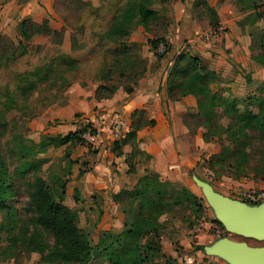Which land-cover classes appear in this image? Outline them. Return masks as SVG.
Listing matches in <instances>:
<instances>
[{"label":"rangeland","instance_id":"1","mask_svg":"<svg viewBox=\"0 0 264 264\" xmlns=\"http://www.w3.org/2000/svg\"><path fill=\"white\" fill-rule=\"evenodd\" d=\"M103 2L114 7L112 13L79 0H73L68 9L57 2V15L44 20L49 26L53 23L55 27H50L58 34L34 38L26 54L1 63L0 193L5 196L6 205L0 206V264H113L110 257L114 252L119 255L123 252L126 260L131 256L139 264H143L140 261L143 256L148 259L146 264H182L183 257L189 255L205 264H230L223 258L207 255L204 247L221 240L264 247V241L229 231L197 184V181L208 183L221 196L237 201L248 192L264 191V82L253 83L251 73L236 67L228 75L222 70L216 72L208 100L212 105L205 113L199 111L198 119L191 120L194 132L207 134L208 139L203 138L200 160L186 180L162 179L170 184L158 187L157 193H152L146 202L133 199V204L127 207L117 203L116 212L105 210V204L90 210L80 201L77 184L83 172L75 174V162L70 158L73 147L59 148V139L52 140L47 135L34 141L31 122L67 102L69 83L116 85L118 90L130 94L139 84L132 82L130 73H142L146 60L153 56L160 58L158 66L167 58L158 57L154 45L160 40L167 41L173 14L181 6L173 0ZM211 2L199 0L198 6ZM259 2L264 13V0ZM241 3L249 6L250 1ZM0 4H7L6 10L0 9L2 44L18 45L19 25L26 18L21 17V9L11 0H0ZM135 4L146 5L160 14L150 29L138 23L131 26L130 42L140 45L143 65L125 57L122 48L107 37L115 21ZM199 24L205 27L204 23ZM253 31L252 53L263 60L260 55L264 56V24L260 23ZM211 38L208 29L197 34V40L205 44ZM175 47L178 48L176 43ZM182 48H178L180 53H188ZM72 60L76 61L75 66L71 65ZM91 114L88 118L82 115L76 118L82 122ZM85 141L90 145L87 151L96 153L91 142ZM109 141L116 147V140ZM39 179L46 181L57 202L76 213L78 226L90 246L85 262L50 258L61 243L36 225L34 194ZM143 216L156 220L159 238L124 235ZM32 238L41 242L42 251L33 248Z\"/></svg>","mask_w":264,"mask_h":264},{"label":"crops","instance_id":"2","mask_svg":"<svg viewBox=\"0 0 264 264\" xmlns=\"http://www.w3.org/2000/svg\"><path fill=\"white\" fill-rule=\"evenodd\" d=\"M11 1L21 9L22 18L30 17L35 22H41L50 15L56 16L57 2L59 5L65 4L67 9L73 2L29 0L26 4L19 5L17 0ZM79 1L85 5L92 4L100 11L110 14L114 7L103 1L124 0ZM173 1L182 8L173 14L171 31L169 35L166 34L167 41L173 45L172 51L160 66L157 57L151 54L153 57L149 61L146 60L145 75L133 93L117 90L113 98L98 102L95 99L98 84L89 81L87 85L75 83L66 91L67 102L64 105L54 106L31 122L34 141L42 135L59 138L77 132L82 122L76 117L82 115L88 118L93 110L119 115L125 119L129 129L122 138L130 133L133 114L136 111H146L147 117L156 122L153 127L139 130L130 143L122 145L120 154L116 147H112L113 142L109 141L115 140L105 135L97 137L91 143L96 153L88 152L87 149L90 148L73 142L59 146L64 149L73 147L70 158L75 162V174L83 172L77 187L81 194L80 201L87 209L97 210L98 205L105 204V210L116 212L119 205L114 202L113 195L124 190H134L148 173L178 182L186 180L199 162V148L204 147L203 134L200 131L195 133L191 126L192 118L198 119L197 99L188 95L178 101H171L166 92L168 74L181 51L178 48L183 47L192 56L198 57L211 71L222 70L228 75L235 71L236 67L240 71L251 73L253 83L264 82V66L252 58L253 30L260 26V23L264 24L260 2L256 11L252 8V0H249V6L243 5L242 0H212L209 6L215 9L220 19V25L213 28L207 18L198 14L199 0ZM103 3L106 6L103 7ZM2 7L6 10L7 4H0V9ZM2 13L1 11L0 14ZM258 14L261 16H257ZM158 15L160 17V14ZM199 23H204L205 27H201ZM50 26L53 27V23H50ZM207 29L212 38L205 44L197 40V34ZM47 150L50 152V148ZM215 243L216 241L211 245Z\"/></svg>","mask_w":264,"mask_h":264},{"label":"trees","instance_id":"3","mask_svg":"<svg viewBox=\"0 0 264 264\" xmlns=\"http://www.w3.org/2000/svg\"><path fill=\"white\" fill-rule=\"evenodd\" d=\"M259 1L260 0H252L253 10L255 9L257 11L259 8ZM17 2L19 5H23L29 2V0H17ZM197 11L200 17L208 19L211 27L214 28L220 25L219 16L214 8L207 4L201 6L197 5ZM257 16L261 15L258 14ZM159 18L158 12L148 8L146 5H132L115 21L114 26L108 31L107 37L122 48L125 57H132L135 64L143 65L144 62L140 57V45L130 42L131 26L133 23H138V25L143 26L145 29H150L156 24ZM56 34L58 33L51 29L46 20L42 23H38L31 18L24 19L19 25L18 45H3V38L0 34V68L4 60H15L19 55L26 54L30 42L34 38L50 37ZM168 43L169 42L166 40H160L155 43L154 49L158 57L165 58L172 51V47H170ZM161 45L164 46V52L160 54L158 52ZM18 51H20V53ZM260 57L264 58V56L261 55ZM252 58L264 66V59L261 60L256 56L254 57L253 53ZM159 59L160 58H158V60ZM71 65L75 66L76 61L72 60ZM145 71L146 66L142 73L132 72L128 76L132 79V82L136 84L143 78V73ZM216 78L217 73L209 70L198 57L188 53H180L175 58L168 74L166 82L167 97L171 101H178L182 97L192 95L197 99L199 111L205 113L206 108L212 105L208 100L210 99V87ZM71 85L72 83H69L68 88ZM117 90L118 87L116 85H100L95 92V99L98 102L109 100L113 98ZM262 119H264V117ZM155 124L156 122L154 120H150L147 117L146 111H136L133 114V123L130 133H128L125 138H121L115 143L118 154L121 152L122 145L130 143L131 139L136 137L139 130L146 127H153ZM87 128V125L82 124L80 130L66 137L50 138L52 140L59 139L58 146L73 142V144L90 148V145L83 138ZM203 138L205 140L208 139V135L204 134ZM2 164L3 162L0 157V165ZM165 184L170 183L168 181H163L159 175L155 173H148L139 181L134 190L121 191L113 195V200L123 207L131 206L133 204V199L146 202L152 193H157L158 187ZM35 187L34 202L38 210L36 225L49 231L55 239L61 243V245L51 253L50 258L53 260L85 262L90 255V246L85 234L78 226L76 213L70 207L57 202L55 196L48 188L46 181L39 179ZM5 205V196L0 193V206L5 207ZM124 235L129 237L136 236V238L143 235V237L152 238L153 240L154 237L159 238V229L155 219L143 216L140 218V223L136 224L134 227L127 228ZM118 241H120V239H118ZM30 243L35 250L42 251L41 242L37 239L32 238ZM149 249H147V251ZM138 257L140 258V256ZM146 258V256H143V260L140 261L146 264L148 261ZM110 261L113 264H139V261L131 256L126 260L123 252L120 255L115 252L112 253Z\"/></svg>","mask_w":264,"mask_h":264},{"label":"water","instance_id":"4","mask_svg":"<svg viewBox=\"0 0 264 264\" xmlns=\"http://www.w3.org/2000/svg\"><path fill=\"white\" fill-rule=\"evenodd\" d=\"M212 205L216 215L229 231L240 236L264 241V201L252 205L221 196L205 182L197 181ZM207 255L223 258L230 264H264V247H251L243 242L217 241L204 247Z\"/></svg>","mask_w":264,"mask_h":264},{"label":"built area","instance_id":"5","mask_svg":"<svg viewBox=\"0 0 264 264\" xmlns=\"http://www.w3.org/2000/svg\"><path fill=\"white\" fill-rule=\"evenodd\" d=\"M206 39H209V37L207 36ZM159 52H164L163 45H161ZM82 124L88 126L83 138L91 143H93L94 139L97 137H102L104 135L114 140H120L129 129L127 122L121 116L115 114L109 115L103 111H95L89 119L82 121ZM241 201L252 205L260 204L264 201V191L248 192L243 196ZM181 263L205 264L203 262H198L196 257L191 255L183 257Z\"/></svg>","mask_w":264,"mask_h":264}]
</instances>
